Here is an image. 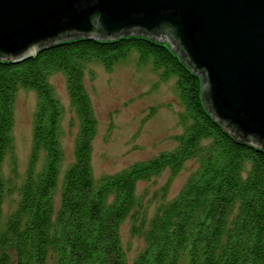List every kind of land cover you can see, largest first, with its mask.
Listing matches in <instances>:
<instances>
[{
    "label": "trees",
    "instance_id": "trees-1",
    "mask_svg": "<svg viewBox=\"0 0 264 264\" xmlns=\"http://www.w3.org/2000/svg\"><path fill=\"white\" fill-rule=\"evenodd\" d=\"M132 51L139 67L150 65L162 81L176 78L182 132L174 137V150L95 179L98 123L85 77L91 64L112 71ZM58 73L66 78L80 130L57 208L64 107L49 79ZM20 90L35 92L37 104L30 164L18 188L3 166L15 149ZM203 94L201 77L170 45L141 34L113 41L73 37L20 63L0 59V264H129L121 240L127 219L131 233L145 242L132 264H264V146L227 132ZM190 161L197 167L172 200L165 199L172 179L148 201L149 190L139 194L141 182L165 171L173 178ZM14 190L20 199L4 220ZM154 202L161 204L150 216Z\"/></svg>",
    "mask_w": 264,
    "mask_h": 264
},
{
    "label": "water",
    "instance_id": "water-1",
    "mask_svg": "<svg viewBox=\"0 0 264 264\" xmlns=\"http://www.w3.org/2000/svg\"><path fill=\"white\" fill-rule=\"evenodd\" d=\"M166 43L202 79L227 132L264 146V0H0V59L87 37Z\"/></svg>",
    "mask_w": 264,
    "mask_h": 264
},
{
    "label": "rangeland",
    "instance_id": "rangeland-1",
    "mask_svg": "<svg viewBox=\"0 0 264 264\" xmlns=\"http://www.w3.org/2000/svg\"><path fill=\"white\" fill-rule=\"evenodd\" d=\"M49 80L64 107L61 137L64 162L56 196L58 208L64 174L75 162V144L80 123L71 107L65 76L58 73ZM85 85L98 123L92 154L95 179L122 172L137 162L147 161L176 148L174 137L182 132L178 115L183 111V105L175 77L162 81L159 73L153 71L150 65L139 67L138 53L132 51L126 62L115 66L112 71H107L101 65L91 64L85 77ZM36 104L35 92H18L13 130L15 149L3 166L4 176L18 188L30 164ZM196 167L197 163L190 161L173 178L170 171H165L149 182H141L138 192L144 196V190H149L145 198L148 201L172 179L165 198L167 201L172 200ZM19 199V190L11 191L7 196L3 208L4 220L16 209ZM160 202L149 204L147 212L150 216L156 212ZM121 240L128 262L132 264L144 250L145 242L143 238L131 233L129 219L121 226Z\"/></svg>",
    "mask_w": 264,
    "mask_h": 264
}]
</instances>
